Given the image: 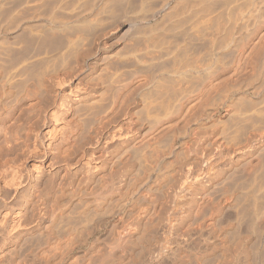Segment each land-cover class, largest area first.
<instances>
[{
	"label": "bare ground",
	"instance_id": "obj_1",
	"mask_svg": "<svg viewBox=\"0 0 264 264\" xmlns=\"http://www.w3.org/2000/svg\"><path fill=\"white\" fill-rule=\"evenodd\" d=\"M17 1L19 2V0ZM38 1L20 0V4L16 7L18 3L13 5L16 0L14 2L11 0L13 4L10 0H0V8L2 7L0 10L3 9L7 14L9 9L5 10L4 6H8L9 2L10 6L8 7L12 6L13 9H10L12 12H8L9 15L12 13L8 19V15H5L4 11L2 13L6 17H2L3 14L0 16L3 20L0 21V264H107L109 263L107 261L112 263V260L114 263L117 260L118 264H120L119 261L122 264L123 260H128L127 264H264L263 42L262 45L258 43L262 48H259L260 51L255 50L259 52L257 56L254 55L257 52L252 54L248 51L249 55L255 56L254 60L250 56V59L253 60L252 64L249 63L250 61L248 62L250 65L245 63L247 61L243 62L244 59L241 61L245 63V66L246 64L249 65L248 67L252 65L250 67L251 74L253 73L251 80L247 79L250 78L247 76L249 75L247 74L248 69L243 70L244 65H240V70L246 71L244 76L246 75L247 78L243 79V72L240 70L238 71L241 74H238V71L237 74L233 71V74L237 79L236 75H239L247 81L243 83V80L237 81L241 82L239 85L237 83L234 85L230 83V86L226 84L227 88H222L226 89L224 92L218 89L217 92L221 91L223 95L221 92L219 94L215 92L216 96L213 97L216 99L217 94L218 97L221 95V99L217 98L220 100L219 103H215L217 102L215 101L213 103L215 105L212 106L210 102L211 105L207 104L212 106L211 108L208 106L209 113L207 106H204L208 113L207 116H199L209 119L213 115V111L219 112L223 109L226 116L229 115L228 117L232 118L233 122L229 121L231 125L227 122L231 126L230 128L225 123L227 127L223 125L221 132H217L214 125V129L211 126L212 129H210L204 124L209 128L203 125L202 128H199L200 125H197L195 129L193 128L194 132L190 129L194 133H191L194 135V137L191 135L194 139L189 143L191 145L188 146V150L184 149L187 152V155H184L186 162L164 163L168 166L163 163H143L141 166L139 165L142 170H144V164H149L148 168L150 167L148 170L145 169L147 171L144 174H142L144 171L137 169L138 172L135 166H132L138 174L141 172L140 174L143 176L147 175L143 177L139 174L140 180L141 177L145 178H142L141 181L138 180L139 182L133 179L134 175H131V163H125L130 167L120 163L121 167H126L122 170L117 164L116 170L119 169L120 173L115 172L116 166L111 168L113 172L107 170L110 164L108 162L112 161L109 157L110 152L113 150L115 152V149L127 143L141 126L152 121V119H148L151 113L155 111L156 114L161 111L156 108L165 105L167 112L171 110L172 106L173 110L174 107L175 110L178 109L176 107L182 103L189 88L191 89L194 83L198 85L196 79L205 76L212 78L213 76L209 75L216 66L221 65L222 69L226 67L223 64L226 60L224 57L226 55L227 58L229 54L231 56L232 52L228 51L237 40L236 37L242 35L251 25L255 26L253 23L256 24L264 16L262 14L264 0H231L232 2H228V0L227 9L225 7L223 9L228 14V18H225L224 15V19H227L231 28L229 33H231L220 37L223 39L219 38V34L222 32H220L221 28L218 27L220 28L218 29L217 26H221L220 23L226 21L217 22L216 27L214 25L216 19L220 21V17L223 18L221 12V16H218L216 12L218 10L211 11L208 8L209 10L206 11L205 7L209 3L211 5V2L215 0H199L202 1L201 3L198 1L202 4V8L196 9L199 7L196 4L192 5L191 9L188 7L185 10L180 5L181 1L183 3L185 0H158L155 11L147 15L142 13L145 2L142 0L139 9L126 12L116 22L113 17L116 16L114 15L116 14L115 7L120 0H91V2H88L90 0H73L71 2L60 0L59 4L51 6L54 8H49L48 12H42V7H39L40 10L38 9ZM39 3L42 4L40 1ZM216 3L213 7H216ZM221 4L223 5V2ZM175 5H180L183 11L179 12L180 7ZM42 6L44 7L43 4ZM35 7L39 10V14L34 9ZM28 8H33L37 14L33 12L31 19L22 15L23 18H20L21 10L26 11ZM112 19L114 21H110ZM94 21L103 23L102 26H99V32L97 31L94 35H91L92 33L84 35L80 32L79 29L85 24ZM260 21L262 20L260 19ZM122 26L127 27V34H130L129 30L134 29L129 36L125 33L126 40L125 35H122L125 41L123 47H119V49L123 48L120 51L125 50L124 53L118 54L119 51L100 54V50H104L102 47H106L109 42L114 40ZM69 28H72V34L68 32L71 35L67 37L68 41L66 40V45L63 48L57 50V47L56 50L50 51L47 48L46 51L39 50L40 52L37 53L34 51L25 54L32 39L40 40V44L44 39L50 37L49 33L64 32ZM74 28H78L79 31H74ZM226 28L228 29V26ZM251 29L252 27L249 30ZM23 31L24 33L29 32V36H27L31 38V41L27 40L29 38L26 33L23 36L24 39L22 38ZM65 32L67 34V31ZM119 39L121 38L115 41ZM36 40L31 42L32 46L34 42L37 43L36 47L38 46ZM45 42L44 40L43 44ZM201 42H205L204 50L200 46L202 51H196L194 57H192L194 50L190 51L191 54L189 51L186 52L189 47L191 50L192 43L197 47ZM115 44L114 46L117 45ZM124 45L127 47V52ZM24 50V58L21 56L20 60L19 57L16 58L19 61L16 59V62L13 61V56L17 54V57ZM70 54L76 55V66L74 65L73 68L69 66L66 69L62 63L60 66L63 65L64 68L60 67L59 61L61 62L63 58H65L64 60L67 56V58H73V56H69ZM248 54L245 56H249ZM58 59L60 60L56 61ZM247 59L249 58L247 57ZM55 62H58V65ZM134 62L148 70L150 67L148 68L146 64L151 62L160 63V67L156 66L159 63H153L154 68H161V64L165 68L164 70L157 68V71L160 70L159 72L155 71L157 73L146 72L144 76V73L141 74L142 82L139 80V83L143 87L139 88L141 91L134 94V97L132 95L133 99H130L129 103L124 100L127 105L123 103L126 107L121 106L125 108L124 110L119 108L118 114L122 112L120 117L115 112L118 117L117 120L114 118L115 122L111 119L112 123L107 126L110 119H104L103 124L109 122L107 127L103 128L105 125L101 124L103 127L100 125L102 127L100 130H98L100 127L97 131L93 130L96 131L94 135H89L87 140L84 138L85 141L82 140V144L81 140L77 139L80 141L78 142L76 138L81 134L79 131L80 122L83 119H80L82 114L79 113L81 116L75 114V107L80 105L84 107L85 104L90 105L94 101L96 104L97 100L95 99L102 95H100L102 84L106 89L105 85L108 80H110V84L115 83L121 74L120 71L126 70L125 65L127 63L134 64ZM38 63L46 67L40 73L36 69L37 73L35 74L38 76L35 75L37 78H33L34 74L32 76L31 68ZM50 63H52L51 65L56 64L60 68L56 65V67L50 66ZM89 63H92V66L97 69H94L93 75L84 79L82 73L84 71L85 74L87 71L85 69L91 67ZM120 65L123 66L122 70H120ZM150 66L152 65L150 64ZM127 68L131 67L127 66ZM91 71L93 72V70ZM105 71L110 73V78H106V80L108 79L106 82L102 81L100 77L101 74L104 75ZM78 72L79 74H77ZM109 73H106L105 76ZM123 73L120 78L123 77ZM125 76L127 77V75ZM208 78L206 77L205 80ZM211 78L208 79L210 84L214 77L212 80ZM118 81L121 82V79ZM213 82L214 85L211 84L213 88H209V90L213 89L211 93L217 87L220 88V86H216L215 79ZM202 83L204 84L206 81ZM220 83L218 82V85ZM203 84L200 86L205 85ZM137 85L135 90H132L133 92L137 87H140ZM163 87L165 93L162 92ZM194 88L195 86H193ZM195 89L194 91L189 90V92L193 91L191 95L197 92ZM174 90L177 91L173 93ZM43 91L47 92L45 93L47 95L50 94V98L49 95L42 97ZM154 91L155 96L152 94ZM206 91L204 97H206V93L210 92ZM189 94L187 97L191 96ZM197 98L200 97H197L196 93L194 105L191 102L193 107L196 106V101L200 103ZM208 98L209 96H207ZM201 99L203 100V98ZM138 108L144 110L147 119L142 117L144 113H138ZM202 113L204 114L205 111ZM140 114L142 115L139 116L140 118L136 116ZM159 114L157 113V115ZM141 117L146 121H143ZM204 120L202 119V121ZM137 121L140 122V126L137 125L139 129L136 128ZM195 121L197 122L199 119L191 123L188 122V124ZM211 121L216 122V120ZM211 124L209 123V125ZM183 131L185 134L186 130ZM146 133L143 132V134ZM206 142L209 144L208 147H206ZM249 159L250 161H248ZM252 159L259 163H248L252 162ZM130 178L133 179V182L138 183H133L131 184L132 188L125 189L128 180L132 183ZM129 184L128 186H130ZM145 192L146 196L143 194ZM140 193L144 195L142 198ZM136 194H140L138 195L140 202L145 200V203L149 201V205H153V214L150 213V206L149 208L147 206L141 213L139 211L131 212L133 208H138L137 203L134 206V200L139 199L137 196L135 199ZM111 203L114 207L107 208ZM160 203H163L164 207ZM143 204L139 205L140 210L144 209ZM128 211L140 214H137L136 217L134 214H130L131 217ZM124 212L128 214L125 218L129 219L130 216V222L126 227L118 226L120 223H117L118 225L111 224L112 227L109 231L112 233L113 225L125 228L124 235L126 232L129 235H136L135 243H132L135 246L127 245L126 242L130 241L128 240L129 236L123 237L122 234H120L121 237L118 236L117 234L121 231L118 229L116 238H113L114 242H111V251L109 252L108 248L105 254V251L104 253L100 251L105 248L100 246H106L100 245L102 238L98 237L102 223L105 217H110L113 214L120 217ZM119 217H117L118 220H120ZM142 217L147 220H145L146 223L143 222L145 223L143 225ZM121 220L123 223L126 219ZM110 222L112 223V221ZM124 238H127L128 241L123 240Z\"/></svg>",
	"mask_w": 264,
	"mask_h": 264
},
{
	"label": "rangeland",
	"instance_id": "obj_2",
	"mask_svg": "<svg viewBox=\"0 0 264 264\" xmlns=\"http://www.w3.org/2000/svg\"><path fill=\"white\" fill-rule=\"evenodd\" d=\"M15 0H12V2H14ZM22 1V0H21ZM39 1L44 5V7L42 6V4L40 5V3H39ZM38 1V4H39V6H37L38 7V9H39V7L41 8V9H43V10H41L42 12L44 11V12H48V11H50L49 10V8L50 9H53L51 6H56L57 4H59V2H60V0H50V1H48V0H46V1H42V0H39ZM71 2V1H73V0H67V2ZM87 1V0H86ZM157 1L158 0H145V2H144V5H143V10H142V13H144V15H147L148 13H152V12H154L155 11V9H156V6L155 5H157L156 3H157ZM184 1V0H183ZM199 0H189V1H184L183 3H182V1H181V3H180V5L182 6V8H184V10L185 9H188V7H189V9H191L192 7V5H196V6H199V7H196V9H198V8H202L201 6H202V4H200L202 1H199ZM218 1V2H217ZM222 1V0H221ZM220 0H215L214 2H211V5H210V3L207 5V6H205L207 9H206V11L207 10H213V11H216V10H218V11H216L217 13H218V16H223V18L222 17H220V21H218L217 19L215 20L216 22L214 23V25H215V27H216V24H217V22H223V21H226V22H224V23H220V24H224V26L222 27V25L220 26V25H218L217 26V28L218 27H220L221 28V30H220V32H222L221 34H219V38L220 37H224L225 36V34H227L228 35V33H229V29H231L230 27H229V24H228V21H227V19L225 20L224 19V15H225V18H228V14H226V12L224 11V9L227 7V5H229L228 4V2H230L231 0H225L226 2H227V4H225L224 3V1H222L223 2V5L221 4L222 2H221ZM233 1V0H232ZM231 1V2H232ZM10 2H11V0H10ZM9 2V3H10ZM11 2V3H12ZM19 2H20V0H19ZM17 0H16V2L13 4V5H15L16 3H18V4H16V7L20 4ZM88 2H91V0L90 1H88ZM88 2H86V3H88ZM124 2V3H123ZM189 2H190V4H189ZM217 2V3H216ZM219 2H221V3H219ZM8 3V6H10V4ZM119 4H117L116 5V7H115V12H116V14H114V15H116L115 17H113L114 18V20H115V22L116 21H118L126 12H130V11H132V10H136V9H139V7L141 6V3H142V0H120L119 2H118ZM199 3V4H198ZM215 3L217 4L216 5V7L214 6L213 7V5H215ZM219 3V4H218ZM11 4V5H12ZM183 4V5H182ZM139 5V6H138ZM180 5H175V6H179L180 7V11H179V8H178V11L179 12H181V10L183 11V9L181 8V6ZM218 5H220V6H218ZM7 5H5L4 6V9L5 10H7V9H9V11L8 12H12L11 10H13L12 9V6H11V8L10 7H8ZM186 6H187V8H186ZM212 6V7H211ZM223 6V7H222ZM15 7V6H14ZM13 7V8H14ZM221 8V10H220V8ZM225 7V8H224ZM2 8V7H1ZM0 8V9H1ZM209 8V9H208ZM215 10H214V9ZM219 8V9H218ZM224 8V9H223ZM11 9V10H10ZM31 11H30V10ZM34 9H36L37 10V12L40 10H38L36 7L34 8ZM177 9V8H176ZM175 9V10H176ZM194 9H195V6H194ZM223 9V10H222ZM227 9V8H226ZM36 10H35V12H34V10H33V8H28V10H21L22 12H20L19 13V17L21 18L22 16L23 17H25V18H28V19H31L32 17H33V14L35 13V14H37L36 13ZM174 10V11H175ZM203 10H205L204 8H203ZM2 11H4L3 9L2 10H0V16H2V14L4 13L5 15H8L7 16V19H8V17H10V15L12 14V13H10V15H9V13L7 12V14L5 13V11L2 13ZM40 11V12H41ZM123 11V12H122ZM177 11V10H176ZM177 11V12H178ZM223 11V12H222ZM34 12V13H33ZM41 12V13H42ZM120 12V13H119ZM178 12V13H179ZM220 12H221V15H220ZM216 13V14H217ZM4 14H3V16L2 17H6V16H4ZM29 14V15H28ZM38 14H39V12H38ZM263 15H264V11H263V13H262ZM22 15V16H21ZM26 15V16H25ZM31 15H32V17H31ZM175 15V14H174ZM2 17L0 18L1 20L0 21H3L2 20ZM22 17V18H23ZM31 17V18H30ZM217 17V16H216ZM215 17V18H216ZM4 20L6 19V18H3ZM260 19L262 20V21H260ZM257 22H256V24H258V25H256L255 24V22L253 23V25H255V26H250V28L252 27V29L251 30H247V31H245V32H243V34L242 35H240V36H238V37H236V39L238 40H235V42H234V45L232 46V48H231V50H229L228 52L230 53V51L232 52L231 53V56H230V54L229 53H226L227 55L229 54V59L227 60V58H226V55H225V57H224V60H225V62H227V63H225L224 61V66H226V67H224V69H222L223 68V66H221V65H219V66H216V68H218V69H216V68H214L215 70H213L212 71V73L209 75V76H213L214 77V79H215V84H216V82H217V84H216V86H220V88L219 87H217V89H216V87H214L216 90H214V92H212L211 93V90H213V89H211V90H209V88H211L212 87V85L211 84H213L214 82V79H213V81L211 82V84L209 83L210 81V78L211 77H209L208 78V76H205L204 78H201V79H196V81L198 80V85H195V83H194V85H192L191 87V89L194 91V89L197 91L196 93H197V97H200V98H197L198 100H200V103L199 102H195V104H196V106H192V105H194V101H195V99H196V93H195V95H194V93H193V95H191L192 93L191 92H193V91H190L189 92V90H191L190 88H189V90H188V93H186V97L188 96L187 94H189V95H191V96H189V97H185L184 98V100H182V103H179L178 105L180 106H177L176 108H178V109H176L175 110V107H174V110H173V106H172V108H171V110H169L168 112L166 111L167 110V108H165L164 106H159L158 108H156V110H160L161 109V111H159L160 112V114H159V112H157L159 115H157V113L155 114V109L153 110L154 112H152L151 113V115L148 117V119H152V121H150V122H152L151 124H148V123H150V122H147V124L145 125V126H141L140 127V129L137 127V125L138 126H140L139 125V123L140 122H138L137 121V124H136V128L137 129H139V131L137 130L136 131V133L133 135V137L130 139V140H128L127 141V143H125L123 146H121V147H119L118 149H115V152H114V150L112 151V152H110V155H112V156H110L109 155V157H110V159L112 160L111 162L109 161L108 163H116L115 165L113 164H109V167H110V170H111V168L113 169V168H115V166L118 164V165H120V163H122L123 165L125 164V163H131V167L132 166H135V169L137 170H139V171H144L142 174H144L149 168H148V166H149V164H144L142 167L144 168V170H142L140 167H139V165L141 166L143 163H185L186 162V160L184 159L185 157H184V155L186 154L187 155V152H186V150H188V146H190L191 144H189V143H191L192 142V140L194 139L193 137H194V135H192V134H194L193 132V130L197 127V125H200L199 126V128H202V125L204 124V125H206V126H211L212 128H213V125H214V128L217 130V132H221L220 130H222V128L224 127L223 125H225L226 126V124H227V122H228V124H230V122L229 121H231L232 120V118L231 117H228L229 115H227L226 116V113H224V110L222 109V110H220L219 112L218 111H216V112H212V114L213 115H211V117L209 118V119H207V118H201L202 116H207V114L209 113V109L212 107V106H214L213 105V103L215 102V101H217V102H215V103H219V101L220 100H217V98L219 99H221V95H219V97H218V94L221 92V91H218L217 92V90L219 89V90H222V92H224L225 90H223L224 88H227V86L228 85H226V84H229V86H230V83L232 84V85H234L235 83H237L238 85H239V83H241V82H237V81H242L243 79H246L247 77H246V75L244 76V73H246V71L245 72H243V70H247L248 69V73L247 74H249V75H247V76H250V78L248 77L247 79H248V81L249 80H251V78H252V74H251V66L250 67H248L250 64H252L253 62H251V61H253L254 59V57L255 56H257L258 55V51H255L256 49L257 50H259L260 51V49L262 48V46L264 47V45H262L261 43L263 42L264 43V16L262 17V18H260ZM113 19L112 20H110V21H114ZM92 22H90V23H88V24H85L82 28H80L79 30H80V32H82L84 35H90L91 33V35H94L97 31L99 32V26H102V24L103 23H101V22H93L92 24H91ZM219 24V23H218ZM228 26V29L226 28L227 26ZM32 25V24H31ZM33 25H36V24H33ZM225 27V29H227V30H225V29H222V28H224ZM258 27V28H257ZM220 28H218V29H220ZM232 28H234L233 26H232ZM255 28V29H254ZM71 29V30H70ZM75 30L74 31H76V32H78L79 30H78V28H74ZM126 29H127V27H123L122 26V28H120L119 29V31H118V33L116 34V36H115V38H114V40H112L111 42H109V44H107L106 45V47H102V48H104V50L103 49H101L100 50V54H106V53H109V52H119L120 51V49H123V48H120L119 49V47H123V43H124V41L126 40V38L125 37H127L126 36V32L128 31V29H127V31H126ZM70 30V31H69ZM132 30H134V29H132ZM130 31L129 30V33L131 34L133 31ZM143 30H145V29H143ZM233 30V29H232ZM65 31H67V34H66V32ZM63 33L62 32H58V33H56V32H54L55 34H53V32L52 33H49V36L50 37H48V38H46V39H49L48 41L46 40V39H44L46 42L43 44V42H44V40H43V42L42 43H40L39 44V42H40V40H36V39H32V41H37L38 42V46L36 47V42H34V44H35V46H34V44H33V46H32V41L30 40L31 38H29L28 36V34H29V32L27 31V32H25L26 33V36L29 38V39H27V37H25L28 41L30 40L31 42L29 43L30 44V46H28L29 47V49L27 48V47H25V48H27L28 49V51L27 52H25V50L21 53V54H18V56L16 57V55H14L15 56V58H14V56H13V58L12 59H14L13 61H15V59L16 58H18L19 60L21 59V56H22V58H24L23 56H24V52H25V54H27L28 52H34V53H37V52H40L39 50H41V51H43V50H47V48H49V50L48 51H50V50H56V48L58 47V49L57 50H59V48L61 49V48H63V46H65L66 45V40L68 39L67 37H69L71 34H72V28H69V29H67V30H65ZM73 31V32H74ZM225 31H228L227 33L225 32ZM235 32H236V30H234ZM68 32H70L71 34L69 35V33ZM75 32V33H76ZM120 32V33H119ZM24 31L21 33V36H22V38L24 39V37L23 36H25L24 34ZM63 35H62V34ZM74 33V34H75ZM126 33V34H125ZM231 33V32H230ZM229 33V34H230ZM244 33H246V34H244ZM53 34V35H52ZM61 34V35H60ZM130 34H127L128 36L130 35ZM222 34H224V35H222ZM52 35V36H51ZM55 35V36H54ZM60 35V36H59ZM65 35V36H64ZM124 36V38H125V40H124V38H123V36L122 37H120V36ZM222 35V36H221ZM244 35H246V37H244ZM63 36V37H62ZM51 37H52V39H51ZM56 37V38H55ZM117 37V38H116ZM241 37V38H240ZM262 37V38H261ZM118 38H121L122 39V41H119V40H121V39H119V40H117V41H115L116 39H118ZM220 39H223V38H220ZM241 39V40H240ZM263 39V40H262ZM42 40V39H41ZM68 41V40H67ZM113 41H115V43L117 44H115V43H113ZM119 41V42H118ZM27 43V44H28ZM113 43V44H112ZM258 43H260V44H257ZM28 44V45H29ZM114 44L116 45V46H114ZM205 42H201V44L199 45V47H198V45H197V47L195 46V44L193 45V43L191 44L193 47H195V48H193L192 46V48H191V50H190V47L189 46H187V47H189V49L187 50L186 48V52L187 51H191L192 52V50H194L193 52H192V57H194V55H196V51H200L201 50V48H202V50H204V47H205ZM236 44V45H235ZM40 45V46H39ZM46 46V48H45V46ZM109 45V46H108ZM188 45H190V44H188ZM254 45V46H253ZM260 45V46H259ZM27 46V45H26ZM49 46V47H48ZM60 46V47H59ZM111 46V47H110ZM126 45H124V47H125ZM200 46H201V48H200ZM204 46V47H203ZM118 48V49H117ZM237 48V49H236ZM260 48V49H259ZM31 49V50H30ZM36 49H38V50H36ZM109 49V50H108ZM125 49H126V52H127V47H125ZM184 49V50H185ZM233 49H234V51H233ZM33 50V51H32ZM114 50H116V51H114ZM201 50V51H202ZM238 50V51H237ZM125 51V50H124ZM124 51L122 50V51H120V53H118V54H123L124 53ZM248 51H249V53H252V54H254V52H257V53H255L253 56H251V55H249L248 54ZM251 51V52H250ZM123 52V53H122ZM125 52V53H126ZM189 52H188V54H189ZM191 52H190V54H191ZM30 53V54H31ZM41 53H43V52H41ZM23 54V55H22ZM245 54H248L249 56H245ZM20 55V56H19ZM27 56V55H26ZM67 56V55H66ZM65 56V57H66ZM69 56H73V54L71 55H69ZM76 56V55H75ZM75 56H73V58H67L66 57V60H64L65 58H63V60L65 61V63H64V61L62 60V58H60L62 61L60 62L59 60L60 59H58V60H56V61H59V66H60V64H62L63 63V65L65 66V68L66 67H75L76 65H75V63L77 62L76 60H77V57H75ZM241 56V57H240ZM245 56V57H244ZM252 57V59L253 60H251L250 58ZM247 57L250 59H247ZM74 58H75V60H74ZM18 59H16V61L18 60ZM244 59V60H243ZM18 60V61H19ZM243 60V62H245V61H247V62H245V63H247V64H249V65H247L246 64V66L244 65L245 63H243V62H241ZM15 61V62H16ZM76 61V62H75ZM250 61V62H249ZM92 62V61H91ZM239 62V63H238ZM249 62V63H248ZM52 63H54V62H52ZM52 63H50V66H55L56 64L58 65V62L56 63V64H53V65H51ZM119 63V62H118ZM117 63V64H118ZM156 64V63H159V62H151L150 64L153 66H150V64L148 63V64H146V65H148V68H149V70L146 68V67H144V66H141V65H139V64H135V62H134V64L132 63H127L126 65L127 66H129V67H131V68H127V66L125 65V69L126 70H123L124 71V73H123V71L121 72L120 71V73L122 74L123 73V79L122 78H120L122 75L120 74L119 75V77H118V79L115 81V83L113 82V84H110L109 82H110V80H108L109 78H110V73L109 72H106V73H109L108 75H106L105 76V72H103L104 73V75H102L101 74V80L102 81H104L105 80V82L108 80V82L106 83V85L105 86H107L106 87V89H104L103 87H104V85L102 84V88H100V95L102 94H104L103 96L101 95L100 97H97L98 99H95V100H97L96 101V104H95V101L93 102V103H91L90 105L88 104H85L84 105V107H83V105L80 107V106H78V107H75L74 109V112H75V114L78 116H81L80 114H82V116H81V118L80 119H83V120H81V122H80V130L79 131H81L79 134V137L77 136V138H76V140L78 139V140H81V142L80 141H78V142H80L81 144L83 143L82 142V140L83 141H85L84 140V138L87 140V137L89 138V135L91 136V135H94V133L97 131V129H98V127H100V125L101 124H103V121H104V119L105 120H109L110 119V123L109 122H107V123H105L104 122V124H103V128H105V127H107V126H109L111 123H112V120H114V118L117 120V118L118 117H120L119 115L122 113V112H119L120 114H118V111H119V108H122L123 110L125 109L124 107H121V106H125V105H127V103H129V101H131L130 99H133L132 98V95H133V97L135 96L134 94H137L139 91H141L139 88H141L142 89V87L143 86H140L141 85V83H139V80L142 82V75L141 74H143V76L145 75V73L147 72V73H149V74H153L155 71H157L158 69H163L164 70V68L165 67H163L162 65L163 64H161V68H158V67H160V63H159V65H156V66H158V67H155L154 68V64ZM164 63V62H163ZM242 63V64H241ZM89 64H91L90 66L92 67H88V69H85V70H87V71H85V74H84V71H83V73H82V77L85 79V78H88L89 76H91V75H93L94 74V69L96 68H94V66H92V63H89ZM129 64V65H128ZM165 64V63H164ZM222 64V65H223ZM36 65V64H35ZM33 66L32 68H31V71L33 72V73H31L32 74V76H33V74H34V77L33 78H37L35 75H37V74H35V73H37V70L39 71V73H40V71H42L45 67L42 65V64H40V63H38L37 65H38V67H37V65L36 66ZM56 65V66H57ZM63 65H61L60 67H63ZM75 65V66H74ZM131 65V66H130ZM134 65V66H133ZM240 65H244L243 67H245L243 70L241 69L240 70ZM43 66V67H42ZM55 66V67H56ZM59 66H57V67H59ZM140 66V67H139ZM165 66V65H164ZM220 66H221V68H220ZM241 66V68H243ZM59 67V68H60ZM123 68V66L122 65H120V70H122V68ZM144 68V70H143V68ZM34 68H35V70H34ZM64 68V67H63ZM91 68V69H90ZM141 68H142V70H141ZM145 68L148 70H146L145 71ZM158 68V69H157ZM239 68V69H238ZM37 69V70H36ZM41 69V70H40ZM67 69V68H66ZM90 69V70H89ZM97 69V68H96ZM95 69V70H96ZM128 69V70H127ZM132 69V70H131ZM155 69V70H154ZM157 69V70H156ZM249 69H250V72H249ZM91 70H93V72L91 71ZM238 70H240L241 72H243L242 73V77H243V79H242V77L241 76H239V75H236L237 77H238V79L235 77V74H237V71ZM89 71H91V72H89ZM142 71H145V72H142ZM160 71V70H159ZM159 71H157V72H159ZM233 71H234V73L235 74H233ZM240 71H238V74L240 73ZM135 72V73H134ZM142 72V73H141ZM157 72H155V73H157ZM214 72V73H213ZM217 72V73H216ZM38 73V74H39ZM90 73V74H89ZM93 73V74H92ZM133 73V74H132ZM232 75V76H229L230 74ZM77 74H79V72L77 73ZM241 74V73H240ZM125 75H127V77L125 76ZM38 76V75H37ZM104 76V77H103ZM141 76V77H140ZM217 76H218V78H217ZM103 77V78H102ZM165 77V76H164ZM163 77V78H164ZM206 77L209 79H207V80H205L206 79ZM212 77V78H213ZM230 77V78H229ZM246 77V78H245ZM105 78V79H104ZM106 78H108L107 80H106ZM212 78H211V80H212ZM241 78V79H240ZM119 79H121V82L120 81H118ZM165 79V78H164ZM233 79H237V80H233ZM136 80V81H135ZM118 81V82H117ZM165 81V80H164ZM205 82L206 81V83H202V82ZM227 81H228V83H227ZM245 80H243L242 81V83L244 82ZM247 81V80H246ZM245 81V82H246ZM218 82L220 83V85H218ZM111 85H109V84ZM116 83H117V85H116ZM109 85V87H108V85ZM115 84V85H114ZM126 84V85H125ZM138 84V85H137ZM201 84H203L204 86H200ZM210 84V85H209ZM224 84V85H223ZM236 84V85H237ZM113 85V86H112ZM136 85L137 86H140V87H137L136 88V91H137V89H139L137 92L135 91V92H133L132 90H135V87H136ZM207 85V86H206ZM214 85V84H213ZM131 86V87H130ZM164 86H165V82H164ZM193 86H195V88L193 89ZM198 86V87H197ZM209 86V87H208ZM224 86V87H223ZM203 87H205V88H203ZM131 88H133V89H131ZM201 88V89H200ZM213 88V87H212ZM223 88V89H222ZM111 89V90H110ZM173 89V88H172ZM171 89V90H172ZM176 89H177V87H176ZM198 89H199V91H198ZM204 89H206L209 93L207 94L206 93V97H204V94H205V91L206 90H204ZM101 90H102V93H101ZM127 90V91H126ZM131 91V93H130V91ZM164 87L162 88V92H164ZM180 90V89H179ZM175 91H177V90H174L173 91V93L175 92ZM203 91V92H202ZM206 91V92H207ZM203 93V94H199V93ZM218 93L217 94V98L215 99V97H213V96H216V93ZM222 92H221V94H222ZM44 91L42 92V94H41V96L42 97H45V96H48L49 95V98H50V94H45V93H47V92H45L44 94ZM154 93H155V91L152 93L153 95H154ZM165 93V92H164ZM211 93V94H210ZM131 96H129V95ZM45 95V96H44ZM98 95H99V93H98ZM121 95V96H120ZM152 95V96H153ZM198 95H200V96H198ZM203 95V97H201ZM211 95V96H210ZM223 95V94H222ZM129 96V97H128ZM155 96V95H154ZM163 96L165 97V94H163ZM207 96H209V100L207 99ZM221 96V97H220ZM128 97V98H127ZM215 99H213V98ZM100 98V99H99ZM126 98V99H125ZM195 98V99H194ZM201 98H203V100L201 99ZM211 98V99H210ZM103 101H102V100ZM128 99V100H127ZM185 99H187V100H185ZM194 99V100H193ZM205 99H207V100H205ZM101 100V101H100ZM124 100H126V101H128L127 103H125L126 101H124ZM190 102H189V101ZM122 101H124V102H122ZM238 101V100H237ZM120 102V103H119ZM193 104H192V103ZM202 102V103H201ZM205 102V103H204ZM207 102V103H206ZM210 102L212 103V106L210 107ZM123 103H125V105L122 104ZM92 104L94 105L95 104V106H92ZM120 104V105H119ZM181 104H182V107H181ZM185 104V105H184ZM192 104V105H191ZM207 104H210V105H207ZM184 105V106H183ZM189 105H191L192 106V108H189V107H191V106H189ZM197 105H198V107H197ZM118 106V107H117ZM188 106V107H187ZM201 106V107H200ZM203 106V107H202ZM206 108H208L207 110H205L204 108L205 107ZM210 108H209V107ZM96 107H98V108H96ZM118 108V110L116 111V109ZM126 107V106H125ZM184 107V108H183ZM78 108H79V110H78ZM198 108H200V109H198ZM85 109V110H84ZM86 109H87V111H86ZM163 109H165V111H163ZM188 111H187V110ZM191 109V110H190ZM193 109V110H192ZM79 112H78V111ZM123 110H121V111H123ZM195 110V111H194ZM205 111V113L203 114L202 112H204ZM76 111H77V113H76ZM89 111V112H88ZM138 113H144V110L142 109V108H138ZM174 111V112H173ZM208 113H207V112ZM117 113V115H118V117H116V113ZM218 112V113H217ZM80 113V114H79ZM111 113V114H110ZM136 113H137V110H136ZM135 113V114H136ZM164 113V114H163ZM174 115H173V114ZM221 113V114H220ZM84 114H86V115H84ZM115 116H114V115ZM170 114H172V115H170ZM216 114V115H215ZM222 114H224V115H222ZM84 115V116H83ZM107 115V116H106ZM110 115V116H109ZM112 115V116H111ZM142 115H144V116H142ZM140 114V115H136V116H142V117H145L144 119H147L146 118V115H145V113L144 114ZM202 115V116H201ZM86 116V117H85ZM199 116H201V117H199ZM220 116H222V117H220ZM142 117H141V119H142ZM155 117H157L156 119H155ZM199 117V118H198ZM228 119H227V118ZM108 118V119H107ZM137 118V117H136ZM140 118V117H139ZM138 118V120H141V119H139ZM200 118H201V120H200ZM231 118V119H230ZM112 119V120H111ZM190 119H191V121H190ZM197 119H199V121H195V122H193L192 124H188V122L189 123H191L192 121H194V120H197ZM202 119L204 120V121H202ZM208 121H207V120ZM143 120V119H142ZM211 120H216V122H213V121H211ZM143 121H146V120H143ZM218 121V122H217ZM220 121H222V122H220ZM114 122H115V120H114ZM142 122V121H141ZM200 122H201V124H200ZM224 122V123H223ZM231 122H233V121H231ZM109 123V124H108ZM144 123V122H143ZM199 123V124H198ZM209 123L211 124V125H209ZM216 123V124H215ZM220 124V126H219V124ZM226 123V124H225ZM108 124V125H107ZM187 124H188V126H187ZM227 124V126H228V128H230L231 126V124L230 125H228ZM107 125V126H106ZM149 125V126H148ZM203 125V126H204ZM234 125V124H233ZM232 125V126H233ZM149 128H148V127ZM206 126H204V127H206ZM222 126V127H221ZM226 126V127H227ZM102 127H100L98 130H100ZM185 127H187V128H185ZM209 127H206V128H209ZM210 127V129H212ZM218 127H221V128H219V129H217ZM145 128V129H144ZM148 128V129H147ZM194 128V129H193ZM213 128V129H214ZM228 128H225V129H228ZM96 129V131H93V130H95ZM186 130V132H185V134H184V131L183 130ZM190 129H192V131L193 132H191V130ZM209 129V130H210ZM187 130H190V131H187ZM91 132H93V134H90ZM143 132L144 133H146V132H149L148 134L146 133V134H143ZM181 132V133H180ZM192 133V134H191ZM137 134H139V135H137ZM185 135L184 137H182L183 135ZM190 135V137H188L189 135ZM193 137H192V136ZM135 137V138H134ZM181 137V138H180ZM82 138V139H81ZM174 138V139H173ZM180 138V139H179ZM187 140H186V139ZM188 138H190V139H188ZM135 139H136V141H135ZM178 139V140H177ZM134 140V141H133ZM186 143H185V142ZM132 142V143H131ZM182 143V144H179V143ZM208 143H210L209 141H207ZM206 142V147H208L209 146V144ZM75 144H76V142H75ZM184 144V146H182ZM187 146H186V145ZM78 145H80V144H78ZM127 145V146H126ZM76 146H77V144H76ZM186 146V147H185ZM184 147V148H183ZM186 148V150L184 151V149ZM113 154H114V156H113ZM160 155V156H159ZM185 155V156H186ZM151 157H152V159H151ZM153 158H154V160H153ZM157 158H159V159H157ZM188 158V157H187ZM186 158V159H187ZM148 159V160H147ZM184 161V162H183ZM248 161H250V159L248 160ZM259 163L258 161H256L255 159L253 160L252 159V162H248V163ZM136 163H139L138 165L136 164ZM246 163V162H245ZM135 164V165H134ZM168 164H164L165 166H168ZM122 165V166H123ZM164 165H162V166H164ZM125 166H127V167H130L128 164L126 165L125 164ZM109 167H108V171L109 172H113V170H109ZM119 167H121V165L119 166ZM137 167V168H136ZM146 167V168H145ZM122 168L123 167H121V168H119L120 170H122ZM124 168H126V167H124ZM123 168V169H124ZM117 169V166H116V168L114 169L115 170V172H118V173H120V170L118 169V170H116ZM132 170V174L131 175H134V178L131 176V178H133L134 180H136V181H141V180H143V179H145V178H143V177H145V176H147V175H142V174H140V176H143V177H141V180H140V176H139V174H138V172H137V174H136V172L134 171V168L132 167L131 168ZM145 169H147L146 171H145ZM134 171V172H133ZM135 175H136V179H135ZM138 175V176H137ZM130 178V179H131ZM139 178V179H138ZM143 178V179H142ZM133 179H131V181L133 180ZM138 181V182H139ZM138 182H133L132 181V183H130L129 182V180H128V183L126 184V188L125 189H128V188H130L131 187V184H133V183H138ZM130 183V184H129ZM128 184L130 185V186H128ZM133 186V185H132ZM132 188V187H131ZM141 194V193H140ZM140 194H138V195H140ZM145 196H146V192L145 193H143ZM143 194H141V198H142V196H144ZM137 194L135 195V199H137V198H139L138 200H134V204L135 203H137V207L139 208L142 204H143V202H144V204H143V206H144V209L142 208L141 210H140V208H139V210H138V208H133L132 209V211L131 212H133V211H139L140 213H141V211L143 210H145L146 208H147V206H148V208H149V206H150V213L151 214H153V209L154 208H152L153 207V205H149L150 203H149V201H147L148 200V198H147V204L145 203V200H141L142 202H140V196H138ZM136 196H137V198H136ZM143 199H144V197H143ZM145 199H146V197H145ZM137 201V202H136ZM139 201V202H138ZM142 203V204H141ZM141 204V205H140ZM161 205H162V207H164V204L163 203H160ZM160 204H158L159 206H160ZM140 205V206H139ZM134 206H136V204L134 205ZM114 207V205L111 203V205H108L107 206V208H113ZM155 207V206H154ZM161 207V206H160ZM106 208V209H107ZM152 208V209H151ZM106 209H104V210H106ZM137 209V210H136ZM158 209H159V207H158ZM161 209V208H160ZM163 209V208H162ZM161 209V210H162ZM103 210V211H104ZM109 210V209H108ZM152 210V211H151ZM160 210V211H161ZM130 211H128V213H129ZM135 212V213H136ZM137 213L138 215L140 214V213ZM135 213H129V215L130 214H134V216L136 217V216H138L137 214H135ZM132 215H130L131 217H132ZM125 216H128V214H127V212H124L123 213V215H121L120 217L119 216H117L116 214H113L112 216H110V217H105V219H104V221H103V223H102V227H101V233L99 232V234H98V237H101L102 239H101V242H100V245H105L106 247H104V246H100V247H103V248H105V250H100V251H102L103 253H104V251H105V254H106V251H108V248H109V252L111 251L110 249H111V247H112V244H111V242L113 243L114 242V239L113 238H116V232H118L120 229H121V231H119V233L117 234L118 236H120V234H122L121 236H123V237H126V236H129V238H128V240H130V241H132V242H130V241H128L127 240V238H124L123 240H127L128 241V243L126 242V244L127 245H132V243L134 244L135 243V239H136V235H134V234H127V232L125 233V235H124V232H125V228H122V227H119L118 228V226H121V225H123V227H126V225H127V223L128 222H130V216H129V219H128V217H126L125 218ZM114 217V218H113ZM117 217H119V219L121 220V219H126L124 222H126L127 220V222L124 224V222L122 223L120 220H118V218ZM111 219V220H110ZM142 219H143V217L141 218V223H142V225L143 224H145L146 223V219L144 218L143 219V221H142ZM148 219V218H147ZM114 220V221H113ZM146 220V221H145ZM106 221H109L108 223H110V224H108ZM110 221H112V223L110 222ZM145 221V223H143ZM105 222V223H104ZM117 224V223H120L117 227L115 226V225H113V230H112V233L109 231V230H111V227H112V225L111 224ZM122 223V224H121ZM107 225H109V226H107ZM125 225V226H124ZM108 227H109V229H108ZM116 227V228H115ZM107 228V229H106ZM117 230H115V229ZM103 229V230H102ZM119 229V230H118ZM108 230V231H107ZM115 231V232H114ZM124 231V232H123ZM103 233V234H102ZM115 237H114V236ZM113 236V237H112ZM120 236V237H121ZM120 237H118V238H120ZM122 237V238H123ZM132 237H133V240H132ZM135 237V238H134ZM93 239H94V237H93ZM104 239V240H103ZM112 240V241H111ZM108 242V243H107ZM129 242H130V244H129ZM111 245H110V244ZM132 246H135V245H132ZM106 248H107V250H106ZM137 250H138V248L136 249V252H137ZM135 252V253H136ZM99 253H101V252H99ZM102 254V253H101ZM108 254V253H107ZM109 260H110V258H109ZM114 260H112V263H114L113 262ZM117 260H115V263L114 264H118V261L116 262ZM107 262H109L110 264H112L111 263V261H107ZM109 263H107V264H109ZM119 263L121 264V262L119 261ZM123 263H125V264H127L128 263V260H123V262H122V264ZM106 264V263H105Z\"/></svg>",
	"mask_w": 264,
	"mask_h": 264
}]
</instances>
